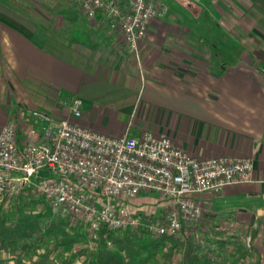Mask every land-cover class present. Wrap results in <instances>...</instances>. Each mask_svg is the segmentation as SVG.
Masks as SVG:
<instances>
[{"label": "crops", "instance_id": "1", "mask_svg": "<svg viewBox=\"0 0 264 264\" xmlns=\"http://www.w3.org/2000/svg\"><path fill=\"white\" fill-rule=\"evenodd\" d=\"M156 2L163 12L149 21L138 59L100 17L80 12L84 40H73L67 32L75 28L59 13L70 2L46 13L37 9L35 25L0 5V97L6 106L0 127L10 116L18 144L37 141L39 121L27 112L36 108L112 137L163 134L196 158L251 157L253 182L201 194L197 201L209 211L202 227L216 225L223 238L246 241L251 255L261 258L264 12L248 0ZM52 17L66 24L63 35ZM74 96L82 100L79 118L66 109ZM138 197L128 206L147 214L148 199Z\"/></svg>", "mask_w": 264, "mask_h": 264}, {"label": "built area", "instance_id": "2", "mask_svg": "<svg viewBox=\"0 0 264 264\" xmlns=\"http://www.w3.org/2000/svg\"><path fill=\"white\" fill-rule=\"evenodd\" d=\"M70 1L87 18L100 17L137 59L149 21L163 12L156 0ZM81 105V98L71 99L72 118L81 116ZM27 112L39 121L37 141L18 144L13 118L0 128V203L24 191L39 195L81 223L91 245L101 227L140 225L141 214L128 206L140 194L156 192L166 202L164 217L150 219L147 230L175 236L183 223L202 217L197 196L253 182L248 156L196 158L163 134L112 137L43 110Z\"/></svg>", "mask_w": 264, "mask_h": 264}, {"label": "trees", "instance_id": "3", "mask_svg": "<svg viewBox=\"0 0 264 264\" xmlns=\"http://www.w3.org/2000/svg\"><path fill=\"white\" fill-rule=\"evenodd\" d=\"M7 1L0 0L4 5L8 4ZM248 1L252 7L264 12V0ZM80 12L75 5L59 10L65 23L75 28L74 32H67L75 41L84 40L77 28ZM34 209L38 211L33 212ZM56 211L41 196L26 191L5 196L0 203V264L4 262L3 253L15 264H27V260L28 264H77L76 258H82L80 264H264L259 258H251V247L246 248L241 242L232 244L223 238L216 225L208 224L204 228L201 223V242L193 240L194 225L184 223L175 236H156L149 232L147 224L150 219L163 218L165 211L158 216L141 214V223L136 228L111 230L101 227L94 245L89 243L84 226L68 213L45 227L37 225V220L50 219ZM80 241L88 245L70 252L69 256L58 251L59 247L65 248ZM50 242L54 247L43 250L44 244ZM39 249L42 252L35 258ZM226 250L231 252L224 256ZM177 254L179 258L174 263Z\"/></svg>", "mask_w": 264, "mask_h": 264}, {"label": "rangeland", "instance_id": "4", "mask_svg": "<svg viewBox=\"0 0 264 264\" xmlns=\"http://www.w3.org/2000/svg\"><path fill=\"white\" fill-rule=\"evenodd\" d=\"M66 1L69 3V5L70 6H72L73 4L71 3V1L70 0H8L7 1V5H4V4H2L1 2H0V5H1V7L2 6H4V7H6V8H10V9H12L14 12H17L18 14H20L22 17L24 16L25 18H27V20H28V22L30 23V24H33V25H35V21H36V18H37V16H36V14H35V12L37 11V9H38V12H40V10H42V12H47V11H50V10H54L55 8L57 9V8H59L60 6H64V5H66L67 3H66ZM59 5V6H58ZM66 8V7H65ZM55 9V10H56ZM82 13V12H81ZM84 14V13H83ZM42 19V18H41ZM50 20V22L51 23H53V25H54V30H55V32L57 31V30H59V35H63L62 33H63V30L66 28V24H64V23H61L60 21H58V20H56L57 18L56 17H52V18H49ZM47 20V19H46ZM45 20V21H46ZM50 22L49 23H44L45 25L47 24L48 25V27L49 26H51L50 25ZM52 30H51V28L49 29H47V32L49 33V34H51L52 32H51ZM51 32V33H50ZM63 37V36H62ZM260 52L261 53H264V49H260ZM256 60V59H255ZM15 90H17V89H15ZM3 99H2V97H0V114H2L1 113V110H3L6 106H5V104H3ZM66 109H68V111H69V108H66ZM2 116V115H1ZM10 118V116H7L6 117V120L7 119H9ZM5 120V121H6ZM3 126V125H2ZM1 128V127H0ZM139 197L140 198H147L148 200L146 201V202H144L145 203V213H147V214H151V212H152V214H153V216H156L157 214H159V210L161 209V211H166V208L164 207V205H165V201L164 200H162L161 198H160V195L158 194V193H156V192H150V193H146V194H142V195H139ZM138 197V198H139ZM147 204V205H146ZM144 205V204H143ZM147 207H149V208H147ZM203 209V208H202ZM9 210H10V208H9ZM33 212H37L38 210L37 209H34V210H32ZM208 210L207 209H203V214H204V212H207ZM149 212V213H148ZM209 212V211H208ZM65 215H66V212H63V211H60V210H57L56 211V213H55V215L54 216H52V218H50V219H40V220H37L36 222L38 223L37 225L39 226V227H45V226H47L51 221H53V220H57V219H59V218H64L65 217ZM203 216V215H202ZM152 219H155V218H152ZM204 217H201L200 219H199V221L198 222H196L195 224H194V227H195V233H194V236H193V240H195V241H199V242H201L202 240H203V238H202V228L200 227V225H201V222L202 221H205L206 219H204ZM202 226V225H201ZM226 235H223V237H225ZM241 242H243V244L246 242H244V241H241ZM237 243V242H236ZM88 245V243L87 242H84V241H80V242H77V243H74V244H71V245H68V246H66L65 248H63V247H59L58 248V251L59 252H63V255L64 256H69V253L70 252H72V251H77L78 249H80V248H82V247H84V246H87ZM219 246H221V245H219ZM54 247V243L53 242H50V243H45L44 244V246H43V250H47V249H51V248H53ZM42 252V250H38L37 251V253L35 254V258L38 256V254H40ZM231 251H229V250H226V251H224V253H223V255L225 256V254H227V253H230ZM59 254H61V253H59ZM62 255V254H61ZM223 255H221V256H223ZM52 257H54L55 255L54 254H52L51 255ZM223 256V257H224ZM2 258L4 259V262L2 263V264H15L14 263V261L13 260H11L10 259V257L6 254V253H3L2 254ZM178 258H179V254H177L176 256H175V258H174V263H176V261L178 260ZM251 258L252 259H255V258H259V257H253V256H251ZM81 259L82 258H76L75 259V262L77 263V264H80L81 263ZM260 260H262V262H264V256H262L261 258H259ZM218 261L220 260V257L217 259ZM228 262H230V260H227ZM28 260L26 261V263L28 264Z\"/></svg>", "mask_w": 264, "mask_h": 264}]
</instances>
